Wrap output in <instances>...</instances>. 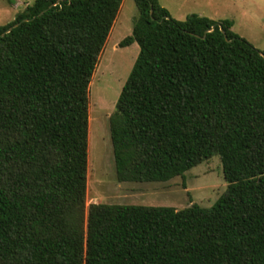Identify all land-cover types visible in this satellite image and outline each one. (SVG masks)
<instances>
[{
    "label": "trees",
    "instance_id": "16d2710c",
    "mask_svg": "<svg viewBox=\"0 0 264 264\" xmlns=\"http://www.w3.org/2000/svg\"><path fill=\"white\" fill-rule=\"evenodd\" d=\"M122 1L34 0L0 26V264H264V52L228 19L133 0L119 46L139 52L109 118L118 182L218 156L223 194L86 207L89 86Z\"/></svg>",
    "mask_w": 264,
    "mask_h": 264
},
{
    "label": "rangeland",
    "instance_id": "374dc122",
    "mask_svg": "<svg viewBox=\"0 0 264 264\" xmlns=\"http://www.w3.org/2000/svg\"><path fill=\"white\" fill-rule=\"evenodd\" d=\"M34 0H0V26L14 20ZM170 16L182 21L196 14L214 20H231L233 31L264 52V0H159ZM133 0H123L89 86L88 165L86 207L92 203L172 207L193 204L210 208L227 186L222 164L214 156L182 177L166 182H118L110 140L109 118L139 52L137 43L120 47L132 34L137 18Z\"/></svg>",
    "mask_w": 264,
    "mask_h": 264
},
{
    "label": "water",
    "instance_id": "95a60500",
    "mask_svg": "<svg viewBox=\"0 0 264 264\" xmlns=\"http://www.w3.org/2000/svg\"><path fill=\"white\" fill-rule=\"evenodd\" d=\"M16 26V25H15ZM11 30V28L8 30V31H10ZM211 30H213V27L211 28ZM220 30L222 31V29L220 28ZM223 32V31H222Z\"/></svg>",
    "mask_w": 264,
    "mask_h": 264
}]
</instances>
